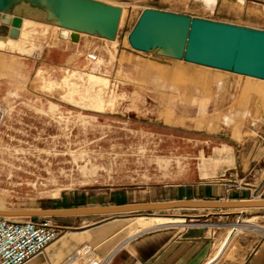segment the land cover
I'll list each match as a JSON object with an SVG mask.
<instances>
[{
  "label": "rangeland",
  "instance_id": "rangeland-1",
  "mask_svg": "<svg viewBox=\"0 0 264 264\" xmlns=\"http://www.w3.org/2000/svg\"><path fill=\"white\" fill-rule=\"evenodd\" d=\"M100 1L123 8L117 39L110 42L79 34L81 52L68 66L43 61V51L71 41L73 32L52 25L25 20L31 24L33 37L28 41L35 44L28 50L13 51L0 45V103L9 112L0 131V209H52L65 200L78 203L109 188L142 186L160 174L156 157L167 156L169 151L158 145L156 135L150 138L143 130L163 134L160 129L167 125L166 117H179L180 125L186 127L182 133L202 137L216 134L222 138L233 128L238 141L240 132L254 123L255 78L137 51L129 44V33L148 6L136 0ZM203 1L211 9L216 3ZM258 11L262 18L252 26L264 31V12ZM77 85L80 95L75 92ZM229 94L247 95L252 101L241 107L235 102L225 106ZM236 185L242 189L239 182ZM254 194L264 200V189H256ZM142 215L146 214L124 217L138 218L132 226L172 221ZM44 219L54 226L65 221L68 227L74 220L91 218H32L35 222ZM185 224L225 226V238L234 234L229 250L240 236L264 234V208L233 210L224 218L189 219ZM58 229L57 240L68 231H78ZM124 237L126 233L120 240ZM45 257L38 258L47 263ZM66 259L62 255L52 264Z\"/></svg>",
  "mask_w": 264,
  "mask_h": 264
},
{
  "label": "crops",
  "instance_id": "crops-1",
  "mask_svg": "<svg viewBox=\"0 0 264 264\" xmlns=\"http://www.w3.org/2000/svg\"><path fill=\"white\" fill-rule=\"evenodd\" d=\"M122 1L127 0H120ZM136 1L148 8L141 10L130 33L145 9L252 29H257L252 24L262 18L258 15V10L264 12V0H216L213 9L203 0ZM157 4L161 7L155 6ZM25 22L18 40L0 39V45L5 44V47L13 51H25L35 46L31 40L28 41L33 39L29 31L31 24ZM52 27L64 31L59 27ZM81 45V39L77 42L65 41L61 47L47 49L45 53L43 51V61L55 67L68 66L75 62ZM151 53L158 55L154 51ZM226 73L237 74L230 71ZM259 80L262 79H256L258 83L254 95L255 120L250 129L245 128L246 130L240 132L239 141L233 128H230L229 133L227 131L225 133L227 135L222 138L216 134L202 137L190 132L182 133L186 127L180 125L179 117H166L167 121L164 122L167 125H162L165 128L160 129V133L163 134H155L151 128L143 130V133L150 138L156 135L158 145L162 149L169 150L167 156L156 157L155 163L160 174L153 177L154 179L142 183V186L109 188L102 193H97L94 197L77 201L78 203L65 200L61 206L52 209L257 199L254 191L264 189V81ZM229 95L230 100L226 99L225 106L228 102L229 105L235 102L236 107H241L252 101L248 100L247 95L238 94L235 97L232 94ZM219 102L220 100L217 99V107ZM6 121L7 119L3 126ZM164 160L169 163L165 165ZM236 182L240 183L242 189L238 188ZM232 211L169 209L156 213H134L146 214L142 216L147 218L157 216L172 220L157 226L152 223L132 226V221L138 218L124 217L127 215L77 216L91 219L74 220L70 223L73 226L68 227L65 226V221L60 222V226L56 225L58 228L78 231L66 232L48 247L45 255L47 263L36 256L26 264H52L53 259L62 255L67 259L61 264H79L81 260L84 264H264V234L240 236L227 250L234 234L231 232L225 238L227 235L224 232L225 226L185 224V221L189 219L224 218ZM76 223L79 225L74 226ZM122 233H126L127 237L120 240Z\"/></svg>",
  "mask_w": 264,
  "mask_h": 264
},
{
  "label": "water",
  "instance_id": "water-1",
  "mask_svg": "<svg viewBox=\"0 0 264 264\" xmlns=\"http://www.w3.org/2000/svg\"><path fill=\"white\" fill-rule=\"evenodd\" d=\"M123 8L100 0H0V35L20 36L23 19L71 30L77 42L85 33L113 41ZM8 28V29H7ZM6 32V33H5ZM133 49L264 80V31L187 15L145 9L129 35ZM263 199L182 201L67 209H0L12 218H57L156 213L169 209H263Z\"/></svg>",
  "mask_w": 264,
  "mask_h": 264
},
{
  "label": "built area",
  "instance_id": "built-area-1",
  "mask_svg": "<svg viewBox=\"0 0 264 264\" xmlns=\"http://www.w3.org/2000/svg\"><path fill=\"white\" fill-rule=\"evenodd\" d=\"M7 115V107L0 103V129ZM59 235V229L48 219L35 222L32 218L0 216V264H26L36 256H45Z\"/></svg>",
  "mask_w": 264,
  "mask_h": 264
},
{
  "label": "bare ground",
  "instance_id": "bare-ground-1",
  "mask_svg": "<svg viewBox=\"0 0 264 264\" xmlns=\"http://www.w3.org/2000/svg\"><path fill=\"white\" fill-rule=\"evenodd\" d=\"M122 14H123V12H122ZM121 18H122V16H121ZM25 20H28V21H32V22H36V23H39V24H42V25H46V26H55V27H58V26H56V25H54V24H47V23H43V22H39V21H37V20H35V19H31V18H24L23 19V25H24V21ZM121 22V21H120ZM23 25H22V27H23ZM119 26H120V24H119ZM21 27V28H22ZM21 28H20V35H21ZM59 28H61V27H59ZM62 30H64L63 32H68V31H71V30H67V29H64V28H61ZM71 32H73V31H71ZM80 34H85V33H80ZM1 37H5V38H9V39H11V40H18L19 39V37L17 38V39H12V38H10L9 36H3V35H0ZM61 38L62 39H64V40H66L67 39V37L66 36H61ZM117 39V38H116ZM115 39V40H116ZM115 40H113V41H115ZM110 41V40H109ZM113 41H110V42H113ZM177 61H182V60H177ZM184 61V60H183ZM251 78H253V77H251ZM255 79H257V78H255ZM261 81H264V80H261ZM74 87H76V89H75V92H76V94H78V95H80V87L81 86H74ZM68 92V91H67ZM70 92H73V90H72V88H70ZM74 93V92H73ZM9 113V112H8ZM138 162V161H137ZM85 170V169H84ZM89 170V169H88ZM8 218H11V219H18V218H12V217H8ZM22 219V218H21ZM52 245V244H51ZM35 258V257H34ZM33 259V258H32ZM30 261V260H29Z\"/></svg>",
  "mask_w": 264,
  "mask_h": 264
}]
</instances>
